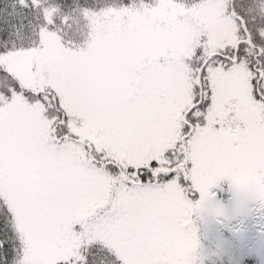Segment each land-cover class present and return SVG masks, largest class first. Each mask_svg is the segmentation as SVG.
Masks as SVG:
<instances>
[{"label": "snow or ice", "instance_id": "6c2138e0", "mask_svg": "<svg viewBox=\"0 0 264 264\" xmlns=\"http://www.w3.org/2000/svg\"><path fill=\"white\" fill-rule=\"evenodd\" d=\"M225 179L264 202V0H0V264H193Z\"/></svg>", "mask_w": 264, "mask_h": 264}, {"label": "trees", "instance_id": "16d2710c", "mask_svg": "<svg viewBox=\"0 0 264 264\" xmlns=\"http://www.w3.org/2000/svg\"><path fill=\"white\" fill-rule=\"evenodd\" d=\"M210 197H215L211 201ZM210 200V203L208 202ZM204 205L191 216V228L194 230L196 248L193 253V264H264V259L256 252L249 254L255 246L264 248V233L258 236V240L243 246V237L236 234L230 225L237 221L239 215L247 217L251 213V206L257 204L264 212V202H261L252 193L239 189L227 179L221 180L211 189ZM218 211L221 216H228L226 227H213V240L207 241L205 218L203 211ZM200 224V226H199ZM236 225V223H235ZM217 235V238L215 236ZM237 241V243H236Z\"/></svg>", "mask_w": 264, "mask_h": 264}, {"label": "rangeland", "instance_id": "374dc122", "mask_svg": "<svg viewBox=\"0 0 264 264\" xmlns=\"http://www.w3.org/2000/svg\"><path fill=\"white\" fill-rule=\"evenodd\" d=\"M211 201H215V197H210ZM210 200L208 199V202L210 203ZM204 213V218L206 220L205 226L207 227L206 229V234L207 236H210L211 234H214L213 227H226V225L229 222V217L228 216H221L218 211H208L205 210L203 211ZM216 218V219H215ZM236 223V225H235ZM200 226V224H199ZM233 230H237L236 234L239 235L240 237H243V246L253 243L252 241L258 240V236L264 233V212L260 210L259 206L257 204H253L251 206V213L247 217H239L237 218V221L233 222L230 225ZM218 234H215L217 238ZM207 241H212L213 238L212 236L205 238ZM237 243V241H236ZM259 246H255L253 250L249 252V254H253V252H256L260 255L261 259H264V248L263 250L260 249Z\"/></svg>", "mask_w": 264, "mask_h": 264}]
</instances>
